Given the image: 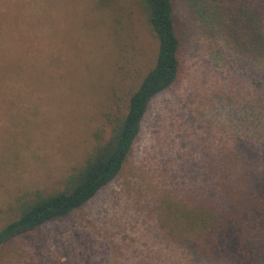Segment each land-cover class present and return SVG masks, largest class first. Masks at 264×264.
I'll list each match as a JSON object with an SVG mask.
<instances>
[{
  "label": "rangeland",
  "instance_id": "1",
  "mask_svg": "<svg viewBox=\"0 0 264 264\" xmlns=\"http://www.w3.org/2000/svg\"><path fill=\"white\" fill-rule=\"evenodd\" d=\"M196 1L173 0L180 78L150 101L119 176L71 215L10 240L0 264H203L166 244L158 208L214 194L202 164L219 151L225 176L239 173L235 144L264 193V118L237 107L245 96L264 100L262 68L224 29L204 25ZM139 3L0 0V227L16 198L59 189L91 151L112 91L152 65L156 41Z\"/></svg>",
  "mask_w": 264,
  "mask_h": 264
},
{
  "label": "trees",
  "instance_id": "2",
  "mask_svg": "<svg viewBox=\"0 0 264 264\" xmlns=\"http://www.w3.org/2000/svg\"><path fill=\"white\" fill-rule=\"evenodd\" d=\"M113 3L97 0V7L109 9ZM196 7L204 25L224 29L234 47L255 68H262L257 76L264 78V0H197ZM139 9L156 41L152 65L144 74L136 72L126 90L112 91L102 124L92 134L91 151L64 177L58 190H35L30 197H18L9 205L15 216L0 227V249L47 222L71 215L113 182L132 153L150 101L178 82L183 36L176 31L173 0H140ZM5 36L4 31L0 41ZM245 98L237 107L252 111L256 121L262 123L264 100L256 105L255 99ZM263 134L264 130L258 138ZM232 149L234 156L229 157L234 161L242 156L240 172L226 177L218 164L228 156L216 152L217 157L202 164L203 170H208L205 177L213 178L208 190L214 194L207 199L191 196L186 201L164 202L158 208L157 226L168 246L194 253L203 264H264V193L251 180V169L243 171L248 157L236 152V144ZM246 151L252 155V151Z\"/></svg>",
  "mask_w": 264,
  "mask_h": 264
}]
</instances>
